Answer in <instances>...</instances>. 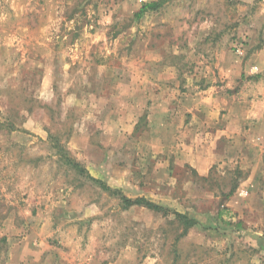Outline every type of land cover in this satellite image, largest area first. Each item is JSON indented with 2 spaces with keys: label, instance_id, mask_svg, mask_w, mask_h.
Returning a JSON list of instances; mask_svg holds the SVG:
<instances>
[{
  "label": "rangeland",
  "instance_id": "obj_1",
  "mask_svg": "<svg viewBox=\"0 0 264 264\" xmlns=\"http://www.w3.org/2000/svg\"><path fill=\"white\" fill-rule=\"evenodd\" d=\"M242 88L264 112V0H0V264H264L263 113L243 163L184 162Z\"/></svg>",
  "mask_w": 264,
  "mask_h": 264
},
{
  "label": "crops",
  "instance_id": "obj_2",
  "mask_svg": "<svg viewBox=\"0 0 264 264\" xmlns=\"http://www.w3.org/2000/svg\"><path fill=\"white\" fill-rule=\"evenodd\" d=\"M244 89L245 88H242L233 94V99L228 104L225 112L207 111L205 115L197 121V126L193 132L189 124H184L181 128L182 131L186 129L185 131H191V134L195 135V142H193L192 139L191 144H182L185 146V151L183 152L185 155L184 162L188 163L199 176H207L211 166L215 164L220 167H230L233 164L238 162L241 164L245 161L244 158L240 157L238 159L237 156L242 149H245L244 145L248 142L249 135L254 132L258 133V130L253 132L251 131L253 128H246V124L262 113L260 118H264V112L255 115V112L250 108L252 102H254V99H249L250 95L247 90L250 89ZM206 99L207 96H205V100ZM200 100L201 99L197 96H188L187 98L182 96L179 102L185 107V111L180 113L178 111L177 116L172 119V122H169L172 116L167 106L165 110L161 112H158V107L155 106V108L152 109L153 118H155L154 120H156L155 122H157V125L162 127L161 130H168V127H173L174 121L178 118L182 121L185 114L194 113L195 111L193 108H199L198 106L204 107V105H200ZM250 101L251 104L249 105ZM180 126L181 123L178 124L177 127ZM227 204H230V202Z\"/></svg>",
  "mask_w": 264,
  "mask_h": 264
},
{
  "label": "trees",
  "instance_id": "obj_3",
  "mask_svg": "<svg viewBox=\"0 0 264 264\" xmlns=\"http://www.w3.org/2000/svg\"><path fill=\"white\" fill-rule=\"evenodd\" d=\"M72 166L77 167V168L79 167V165L77 163H73ZM79 172L80 173L83 172L82 167H79ZM201 177L203 179H207L206 178L207 176H201ZM105 189H107L109 192H112L113 194L117 192L116 190L114 191L113 189H111L107 185H105ZM121 199H122V203H123L122 205L124 208H127V207L132 206V205H137V206L145 207L147 209L154 210L156 212L161 213L162 215H167L168 213L173 214L174 217L180 223H182L184 225V229H183L182 233L178 234V237H180L181 235H184L186 233L187 229L192 227L196 223L195 219H193L192 217H190L186 213H180L177 211H170V209L163 207L157 203H154V202L146 199L145 197L137 196L135 198H130V197H126V196L122 195Z\"/></svg>",
  "mask_w": 264,
  "mask_h": 264
},
{
  "label": "built area",
  "instance_id": "obj_4",
  "mask_svg": "<svg viewBox=\"0 0 264 264\" xmlns=\"http://www.w3.org/2000/svg\"><path fill=\"white\" fill-rule=\"evenodd\" d=\"M237 52H240V49H237Z\"/></svg>",
  "mask_w": 264,
  "mask_h": 264
}]
</instances>
